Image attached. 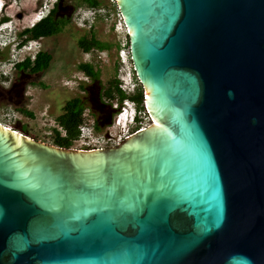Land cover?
I'll return each mask as SVG.
<instances>
[{
	"label": "water",
	"instance_id": "1",
	"mask_svg": "<svg viewBox=\"0 0 264 264\" xmlns=\"http://www.w3.org/2000/svg\"><path fill=\"white\" fill-rule=\"evenodd\" d=\"M150 123L83 150L0 123V264H264V0H114Z\"/></svg>",
	"mask_w": 264,
	"mask_h": 264
},
{
	"label": "rangeland",
	"instance_id": "2",
	"mask_svg": "<svg viewBox=\"0 0 264 264\" xmlns=\"http://www.w3.org/2000/svg\"><path fill=\"white\" fill-rule=\"evenodd\" d=\"M55 1L0 0V20L6 18L4 26L7 27L8 33L16 34L18 48H21H13V45L0 48V123L15 130L24 131L23 133L27 136L51 145H53L52 129L56 126V117L62 113L65 102L70 98L86 95L87 91L88 93L98 92L100 89L98 85L93 86L79 70L80 63H91L99 70L102 87L115 75L118 79L123 77L127 82L137 83L131 61L121 63L119 59L120 45L127 36L123 29L116 28L120 21L113 0H99L101 8L94 15L91 14L92 9L86 6L84 0H63L64 7H69L65 12L70 10L71 16L58 34L36 41H29L25 36L20 35L25 28H30L38 22L37 16L45 15L46 10L51 8ZM103 12H106L105 15ZM90 15H92L91 20H89ZM84 18L89 21L82 24L81 21ZM90 29L97 39L110 44L111 47L102 51L83 52L77 41L80 37L89 35ZM40 50L51 54L49 67L31 77L20 73L16 75L13 63L21 61L26 56H32ZM123 74L127 77L122 76ZM14 80L18 84L26 83L23 94L19 88L10 91V84ZM80 85L86 86L88 90L84 92ZM137 86H139L138 83ZM11 92H19L18 95L22 99L12 103L11 98L14 94ZM21 109L28 111L31 116L22 113ZM111 120L113 121V117ZM111 120L102 124L98 132L108 131L112 124ZM110 122L111 124H107ZM149 123V120L144 118L141 126Z\"/></svg>",
	"mask_w": 264,
	"mask_h": 264
},
{
	"label": "trees",
	"instance_id": "3",
	"mask_svg": "<svg viewBox=\"0 0 264 264\" xmlns=\"http://www.w3.org/2000/svg\"><path fill=\"white\" fill-rule=\"evenodd\" d=\"M84 1L86 6L93 9L98 8L101 5L99 0ZM57 6L58 3L56 1L53 7L44 17L36 22L32 27L25 28L22 32H20V35L25 36L27 40H38L40 38L58 34L65 24L68 23L70 18L64 19L60 17L57 13ZM1 21H6V18H3ZM89 32V35L82 36L77 41L79 48L83 52L88 53L92 50L102 51L111 47L110 44L97 39L91 29ZM51 59L52 56L49 52L40 50L36 52L33 58L26 56L21 61L16 62L14 64V68L17 74L29 73L35 75L45 71L49 67ZM78 68L84 76L89 78L93 86L98 85V88L100 89L98 92L88 93V88L86 86L81 87L80 85L84 92L87 91L86 95L76 96L65 102L62 113H60L55 120L56 125L64 131V135L61 134V131L57 127L52 129V144L55 146L64 148H69L72 146L73 140L79 135L81 115L86 107L90 108L92 114L95 117L94 127L97 131L101 129L102 124H106V121H109L110 116H114V113H116V110L112 108V101L115 99H117L119 102L129 99L137 105L138 109H145L143 89L137 78L136 80L139 86L136 85V89L133 94L127 95L120 88V82L116 75L108 80L106 85L102 87L99 79V70H97L91 63H80ZM21 112L27 116H31V114L25 109H21ZM111 122L107 124H111ZM138 128L139 124L134 127L132 132L136 131Z\"/></svg>",
	"mask_w": 264,
	"mask_h": 264
},
{
	"label": "built area",
	"instance_id": "4",
	"mask_svg": "<svg viewBox=\"0 0 264 264\" xmlns=\"http://www.w3.org/2000/svg\"><path fill=\"white\" fill-rule=\"evenodd\" d=\"M100 8L101 6L92 9L91 14L93 15L96 14V11H100ZM116 10H117L118 20L120 21L119 24L116 25V28L119 30L123 29L127 36V29L122 19V16L118 8ZM105 13L106 12H103L104 15ZM91 17L92 15H90L89 20H91ZM89 20L87 21L83 20L81 21V23L85 24ZM118 55L121 63H125L128 60L131 61L128 36L121 43L120 50L118 51ZM132 70H133V66H132ZM122 76H126V75L123 74ZM87 79L89 80V78ZM119 82H120L119 86L124 91L125 94L131 95L134 93L137 85L136 82L132 84V82H127L126 80H124L123 77L119 79ZM112 108L116 110V113L114 115L115 117H113L111 126L109 127L108 131L99 133L94 127L95 117L92 114L90 108L86 107L81 115V124L79 125V135L76 139L73 140L72 148L90 150V149L106 148L110 145H116L124 138H126L128 135L131 134L132 128L134 126H137L139 124V128L137 130L144 127L145 125L141 126L144 118H147L150 122V117L146 108L138 109L137 105L129 99H125L122 102H119L117 99H115L114 101H112ZM55 127H57L61 131V134L64 135V131L61 130V128H59L57 125ZM110 128H112V130H110Z\"/></svg>",
	"mask_w": 264,
	"mask_h": 264
},
{
	"label": "flooded vegetation",
	"instance_id": "5",
	"mask_svg": "<svg viewBox=\"0 0 264 264\" xmlns=\"http://www.w3.org/2000/svg\"><path fill=\"white\" fill-rule=\"evenodd\" d=\"M57 1V3H58V6H57V13L59 14V16L60 17H62V18H64V19H66V18H69L70 16H71V13H70V10L69 11H67V13L65 12V10L66 9H69V7L68 6H65L64 7V5H63V0H56ZM65 12V13H64ZM19 16H21L20 14H19ZM16 75H17V73H16ZM24 75L25 76H28V77H31L33 74H29V73H24ZM25 87H26V83H23V84H18L17 82H16V80H14L13 82H11V84H10V91H13V90H15L16 88H19L20 89V91H21V94H23L24 93V89H25ZM12 94H14V96L11 98V102L12 103H16V102H18L19 101V99H22L19 95H18V93L19 92H11ZM112 117H114V116H110V119H112Z\"/></svg>",
	"mask_w": 264,
	"mask_h": 264
},
{
	"label": "clouds",
	"instance_id": "6",
	"mask_svg": "<svg viewBox=\"0 0 264 264\" xmlns=\"http://www.w3.org/2000/svg\"><path fill=\"white\" fill-rule=\"evenodd\" d=\"M56 2V1H55ZM54 2V3H55ZM54 3L52 4V7H53V5H54ZM51 7V8H52ZM51 8H49V9H47L46 10V13H45V15L48 13V11L51 9ZM91 9H93V8H91ZM44 15V14H43ZM41 16V17H39V20L42 18V17H44V16ZM2 20V19H1ZM0 20V48L1 47H8V46H12L13 45V48H18V41H16V34H13V33H8V29H7V27H5L4 26V22L5 21H1ZM83 20H85V21H87L88 19L87 18H84ZM2 27H4V28H2ZM6 30H7V32H6ZM29 41H36V40H29ZM28 47V45H24V47ZM18 49H21V48H18ZM37 52V51H36ZM36 52L32 55V56H30L31 58H33L34 57V55L36 54ZM10 62V61H9ZM8 63V62H7ZM7 63H5V64H7ZM14 64L15 63H13V66H14Z\"/></svg>",
	"mask_w": 264,
	"mask_h": 264
},
{
	"label": "bare ground",
	"instance_id": "7",
	"mask_svg": "<svg viewBox=\"0 0 264 264\" xmlns=\"http://www.w3.org/2000/svg\"><path fill=\"white\" fill-rule=\"evenodd\" d=\"M37 18L39 19V17L37 16ZM37 18H36V20H34L35 22L37 21ZM3 125V124H2ZM7 127V126H6ZM8 128H10V127H8Z\"/></svg>",
	"mask_w": 264,
	"mask_h": 264
}]
</instances>
